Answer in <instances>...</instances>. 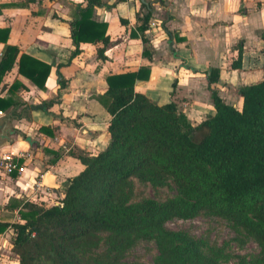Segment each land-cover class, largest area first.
I'll use <instances>...</instances> for the list:
<instances>
[{
  "label": "trees",
  "instance_id": "trees-1",
  "mask_svg": "<svg viewBox=\"0 0 264 264\" xmlns=\"http://www.w3.org/2000/svg\"><path fill=\"white\" fill-rule=\"evenodd\" d=\"M92 4L99 2L89 0L69 24L75 53L80 43L106 42L105 31L98 33L105 25L88 20ZM147 20L145 16L143 23ZM7 37L8 29H0V41ZM259 37L264 41V30ZM241 60L239 45L231 67L240 69ZM259 62L261 80L237 90L241 107L226 104L209 86L214 113L197 124L174 103L157 105L134 91L137 82L147 80V67L106 75L101 98L110 117L105 144L95 155H79L82 169L67 181L60 205L52 204L50 197L25 201L19 221L0 222V234L14 230L12 252L21 264H112L109 254L124 249L133 236L155 240L159 264H216L186 234L162 231L166 222L189 219L201 211L232 220L252 234L262 245L260 264H264L262 51L249 57L251 68ZM15 65L19 74L43 88L49 66L19 55L10 45H5L0 58V88L3 76ZM218 78V69L208 71L209 84ZM18 88L24 86L14 81L8 89ZM54 101L35 107L46 109ZM16 106L12 99L0 97L1 111ZM130 177L150 181L170 177L183 195L129 204L123 187ZM99 234H104L108 249L94 255L90 249L102 241Z\"/></svg>",
  "mask_w": 264,
  "mask_h": 264
},
{
  "label": "crops",
  "instance_id": "crops-1",
  "mask_svg": "<svg viewBox=\"0 0 264 264\" xmlns=\"http://www.w3.org/2000/svg\"><path fill=\"white\" fill-rule=\"evenodd\" d=\"M88 1L0 0V29H8L0 58L10 45L49 66L43 88L19 74L16 65L1 83L0 97L19 106L0 110V121L11 113L8 123L15 131L0 144V153L26 155L21 176L0 174L5 177L0 192L6 193L0 204L11 199L7 207L13 214L33 201L36 189L37 200L61 198L67 181L82 169L79 155H95L105 144L106 75L147 67V80L137 82L134 91L157 105L174 103L192 124L214 113L209 86L226 104L240 108L237 90L261 80L262 62L251 68L249 57L264 52L259 37L264 0H97L88 20L105 25L98 33L105 31L106 42L80 43L75 53L69 24ZM239 45L241 68L233 69ZM211 69H218L219 78L209 84ZM14 81L24 89L9 91ZM51 99L46 109L35 107ZM6 233L0 234L1 252Z\"/></svg>",
  "mask_w": 264,
  "mask_h": 264
},
{
  "label": "rangeland",
  "instance_id": "rangeland-1",
  "mask_svg": "<svg viewBox=\"0 0 264 264\" xmlns=\"http://www.w3.org/2000/svg\"><path fill=\"white\" fill-rule=\"evenodd\" d=\"M4 178L0 177L1 182L5 180ZM123 191L129 204H135L145 199L163 202L183 195L182 188L170 177L160 181L130 177L124 185ZM3 194L0 192V199L6 197V193ZM35 200L37 199L33 197V201ZM17 203L19 205V202H16V206ZM10 204L11 199L0 204V222H16L14 214L11 212L13 208L7 207ZM5 231L7 232L6 235L1 238L3 252L0 250V264H12L13 260L17 264H21L19 256L12 252L14 230L8 228ZM162 231H178L186 234L194 241L197 249L216 264H260L262 245L259 241L232 220L216 216L210 212L201 211L194 217L184 220L172 219L165 223ZM99 236L102 237L104 234H99ZM131 238L132 241L124 249L109 254L112 264H159L155 240L140 236ZM107 249L108 244L102 237V241L92 247L90 252L98 255L106 252Z\"/></svg>",
  "mask_w": 264,
  "mask_h": 264
},
{
  "label": "built area",
  "instance_id": "built-area-1",
  "mask_svg": "<svg viewBox=\"0 0 264 264\" xmlns=\"http://www.w3.org/2000/svg\"><path fill=\"white\" fill-rule=\"evenodd\" d=\"M3 113L0 111V116H2ZM26 158V155L23 152H2L0 153V174L3 176H12V174H16L17 176H21L25 171V165L23 160ZM37 191L39 189H36V192H34L35 199L38 198ZM45 192H50L48 189L45 190ZM51 202L54 205H60V200L56 198L55 196L51 197ZM21 206L17 208L14 212V220L19 221V214L18 211L20 210Z\"/></svg>",
  "mask_w": 264,
  "mask_h": 264
},
{
  "label": "water",
  "instance_id": "water-1",
  "mask_svg": "<svg viewBox=\"0 0 264 264\" xmlns=\"http://www.w3.org/2000/svg\"><path fill=\"white\" fill-rule=\"evenodd\" d=\"M11 113L7 114L2 120L0 121V144L4 141H9L10 135L14 134L15 131L11 130L9 127V120L11 119Z\"/></svg>",
  "mask_w": 264,
  "mask_h": 264
}]
</instances>
